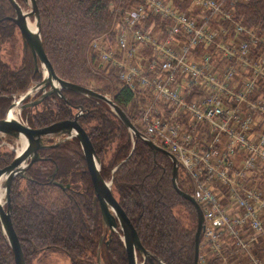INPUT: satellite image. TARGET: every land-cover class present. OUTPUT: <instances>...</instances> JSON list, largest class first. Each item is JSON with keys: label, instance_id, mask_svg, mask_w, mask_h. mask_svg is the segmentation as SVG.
I'll use <instances>...</instances> for the list:
<instances>
[{"label": "built area", "instance_id": "2783aa9c", "mask_svg": "<svg viewBox=\"0 0 264 264\" xmlns=\"http://www.w3.org/2000/svg\"><path fill=\"white\" fill-rule=\"evenodd\" d=\"M246 1L136 0L87 50L176 160L203 217L197 264H264V30L238 19Z\"/></svg>", "mask_w": 264, "mask_h": 264}, {"label": "trees", "instance_id": "16d2710c", "mask_svg": "<svg viewBox=\"0 0 264 264\" xmlns=\"http://www.w3.org/2000/svg\"><path fill=\"white\" fill-rule=\"evenodd\" d=\"M135 2L36 0L43 49L58 77L108 95L129 119L138 114L137 99L106 74L113 90L109 85L104 89L93 87L87 50L93 39L109 34L120 11ZM10 17H14L11 3L0 0V116L4 114V105L9 104V97L25 92L31 81L38 79L33 75L28 50L21 65H11L12 61L7 63L3 59L2 49L6 43L13 44L17 31L8 20ZM237 17L246 27L264 30V0L240 3ZM104 90L112 92L108 94ZM62 96L64 100L52 95L34 109L24 111L28 125L41 128L72 119L81 108L85 115L79 124L100 160V175L104 181H112L114 197L142 246L153 255L152 261L145 264H193L197 214L194 206L181 198L172 185L170 159L135 139L105 103L68 90H63ZM4 155L0 150V161ZM48 157V162L34 164L25 177H16L11 185V221L25 264L50 254L66 255L69 264H127L119 233L103 240L97 260L103 225L98 210L92 211L93 188L78 140L74 138L54 146ZM46 164L45 170L39 168ZM51 180L69 188H58ZM178 186L191 194L180 175ZM137 257L142 262L139 254ZM0 264H14L1 229Z\"/></svg>", "mask_w": 264, "mask_h": 264}, {"label": "water", "instance_id": "95a60500", "mask_svg": "<svg viewBox=\"0 0 264 264\" xmlns=\"http://www.w3.org/2000/svg\"><path fill=\"white\" fill-rule=\"evenodd\" d=\"M27 6L28 11H24L16 0H9L13 9L14 17L8 18L19 29L24 47H28L34 64L37 70L38 62L42 64L46 76H43L42 84L50 86V91L46 94L57 95L62 98L61 90H68L70 92L79 94L84 97L93 98L105 103L114 115L120 120L127 131L135 138L143 141L153 152H160L167 156L172 164V185L176 193L184 200L190 202L197 214V229L194 235V257L193 264H197L198 246L200 241V234L203 225V217L200 209L193 197L184 193L178 186V165L176 160L165 150L148 140L142 133H140L131 123L125 112L115 105L108 96L96 93L92 89L82 86L74 85L66 82L58 77L55 73L51 63L49 62L42 45L40 35V16L36 0H21ZM123 11V10H122ZM122 11H120L122 13ZM33 19L34 31L29 28L30 20ZM44 98V97H43ZM26 99V98H25ZM40 101L34 103L38 104ZM80 110V109H79ZM80 114H76L73 119L54 123L46 128L40 130H32L21 125L16 119H9L8 115L5 120L0 121V134L5 135L16 141L25 140L26 144L21 148L20 153L16 155L12 163L4 169L0 170V187L4 190V204H7V211L0 205V229L7 244L10 246L13 253L14 264H25L21 245L18 237L13 229L10 218V187L16 176L24 177L26 169L31 166L37 159V151L42 148V138L46 139H62L61 141L71 140L76 138L78 140L80 149L85 159L91 182L94 188V201L98 202L101 212V218L104 230L116 231L120 235L123 243L127 264H138L137 255L142 258L140 264H145L147 261H152V253L148 252L141 244L138 234L131 224L130 220L118 204L116 198L112 194V181L106 182L100 175V160L95 154L94 148L83 128L80 126L78 119ZM59 141V142H61ZM56 146V145H54ZM53 146V147H54ZM30 158L27 166L22 167ZM117 167L113 169V173ZM103 237L100 239L97 251V258L99 259L100 246ZM162 263V262H161ZM163 264V263H162Z\"/></svg>", "mask_w": 264, "mask_h": 264}, {"label": "flooded vegetation", "instance_id": "af4514ba", "mask_svg": "<svg viewBox=\"0 0 264 264\" xmlns=\"http://www.w3.org/2000/svg\"><path fill=\"white\" fill-rule=\"evenodd\" d=\"M20 3H21V1H20ZM32 25L33 24H31V26ZM15 38H18L21 41V52L19 54L15 55L16 57H19V58L17 60L12 61V63H10L9 61H6V62L10 63L11 65H16V64L17 65H21L23 60H24V58H25V53L24 52H26L27 50L30 52V50H29L28 47H24V43H23V40H22L20 31H19L18 28H17V31L15 33ZM15 43L16 42H13V44H12V53L13 54H14ZM30 55H31V52H30ZM31 59H32V63H33V75H36L38 77V79L37 80H32L30 85H29V87L25 90V92L19 93L17 95L13 94L11 97H9L10 98L9 104H5L4 105V114L2 116H0V121L5 120L7 115H8L9 119H16L21 125H23L25 127H28V128H30L32 130H40V129L46 128V127H48L50 125H47V126H44V127H41V128H31L28 125L26 117L24 116L25 115L24 111L34 109L35 107L39 106L42 102L46 101V99L51 97L52 95L46 96V94L50 91L51 87L50 86H44L42 84V79H43L44 73H46L44 71V68H43L42 64L38 62L37 70H35V64H34L32 55H31ZM62 91L63 90H61V95H62ZM59 98H61V97H59ZM61 99L64 100L63 96H62ZM38 101H40V102L35 105L34 103H36ZM76 114H80V116H79V119H80L81 117H83L85 115V112L81 108H78L76 110V113H74L73 117ZM73 117H72V119H73ZM79 119H78V122H79ZM68 120H70V119H68ZM63 121H66V120H63ZM58 122H61V121H58ZM58 122H56V123H58ZM56 139H59V138H56ZM60 140H62V139H60ZM65 141H67V140H65ZM62 142H64V140L61 141V142L58 141V142L54 143V139H46V138L43 137L42 141H41V144H40L42 146V148L37 151V159L38 160L36 162H34L31 166L27 167L26 173L32 167H34V164L41 163V162H44V163L48 162L50 160L49 157H48V151L51 150L54 145H58V144H60ZM19 143H21V145L18 144V146H20V148H18V150H16L13 147V144L11 142V138L0 134V150L3 151V153H5V155H4L5 157L3 158V160L0 161V170L4 169V168H6L7 166L10 165L12 163V161L14 160V158L16 157V155L18 153H20L21 148L23 146H25V144H26L25 140H20ZM9 157H11V158H9ZM84 161H85V159H84ZM29 162H30V158L25 163L22 164V167L27 166L29 164ZM6 163H8V164L5 165ZM85 164H86V162H85ZM3 165H5V166H3ZM46 167H47V164L44 165V166H42V165L39 166V168L41 170H45ZM56 171H57V169L55 168L53 176L55 175ZM87 171H88V168H87ZM26 173H25V175H26ZM88 174H89V172H88ZM16 177H20V176H16ZM16 177H14V179ZM90 180H91V177H90ZM106 182H109V181H106ZM51 183H53L54 185H56L58 188H61V189H64L65 187L69 188L68 185H66L64 187L61 184L53 182V180H51ZM91 184H92V182H91ZM11 185H12V183H11ZM92 188H93V185H92ZM10 192H11V187H10ZM188 195H190V194H188ZM94 198L95 197H94V188H93L92 211L94 213L95 211L98 210L99 215H100V219H101V222H102L100 207H99L98 202L94 201ZM3 199H4V190L2 188H0V205L4 207V210L6 212L8 205L7 204L3 205ZM10 208H11V199H10ZM10 218H11V211H10ZM102 225H103V223H102ZM114 234H117V230L116 231H114V230L110 231L108 229L104 230V227H103L102 237H103L104 241L106 239H108L109 237H111L112 235H114ZM103 240H102V244H103ZM99 242H100V240H99ZM102 244H101V246H102ZM101 246H100V248H101ZM98 247H99V243H98ZM98 247H97V250H98ZM97 260L99 261L100 258L99 259L97 258Z\"/></svg>", "mask_w": 264, "mask_h": 264}, {"label": "rangeland", "instance_id": "374dc122", "mask_svg": "<svg viewBox=\"0 0 264 264\" xmlns=\"http://www.w3.org/2000/svg\"><path fill=\"white\" fill-rule=\"evenodd\" d=\"M19 4L24 11L29 10V6H27L23 1H21V3H19ZM33 22H34L33 19H31L30 23L33 24ZM14 42H16L15 47H14V54L12 53V45H11L12 42H10V44L6 43V45L2 49V55L4 56V58H3L4 61L10 62V61L17 60L19 58V57H16L15 55H17L21 52V41H20V39L15 38ZM91 67L93 69V71H92L93 75L92 76L94 77V81H92V83H91L92 86L95 88L104 89L106 85H109L110 89L113 90V84L111 81H109L108 78H106L105 74L98 72L96 67L92 64H91ZM95 77L97 78V81L95 80ZM112 90H110V91L104 90V92L106 91L108 94H111ZM106 96H108V95H106ZM58 141H61V140L60 139H54V143H56ZM11 142L13 144V147L16 150H18V148H20V146H18V144L21 145V143H19V141H15L14 139H11ZM107 161H108V158H106V162ZM0 188H2V187H0ZM3 202H4V199H3ZM137 261H138V264L141 263L140 260L138 259V257H137ZM32 264H69V258L63 254H50L48 256L41 258L40 261L34 260L32 262Z\"/></svg>", "mask_w": 264, "mask_h": 264}, {"label": "bare ground", "instance_id": "6f19581e", "mask_svg": "<svg viewBox=\"0 0 264 264\" xmlns=\"http://www.w3.org/2000/svg\"><path fill=\"white\" fill-rule=\"evenodd\" d=\"M29 28H30L31 30H33V31H34V29H35V28H34V25L31 26V24H29ZM44 75L46 76V73H44ZM165 157H166V156H165Z\"/></svg>", "mask_w": 264, "mask_h": 264}]
</instances>
